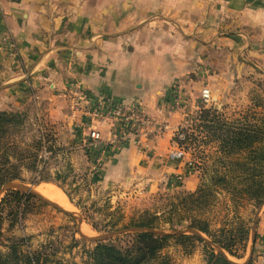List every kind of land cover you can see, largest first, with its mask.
<instances>
[{
    "label": "crops",
    "instance_id": "obj_1",
    "mask_svg": "<svg viewBox=\"0 0 264 264\" xmlns=\"http://www.w3.org/2000/svg\"><path fill=\"white\" fill-rule=\"evenodd\" d=\"M230 26L236 28L231 35ZM5 38L0 112L43 109L81 139L89 125H81L86 119L64 94L71 86L94 102L138 101L152 119L166 120L168 129L156 139H128L114 153L88 138L108 153L105 158L112 155L108 179L141 181L151 194L174 175L182 180L176 187L192 192L199 178L186 170L187 154L170 156L175 132L197 108L190 77L225 44L263 41L264 49V0H0V41ZM183 90L191 93L188 102ZM249 256L253 264H264V208L250 236Z\"/></svg>",
    "mask_w": 264,
    "mask_h": 264
},
{
    "label": "rangeland",
    "instance_id": "obj_2",
    "mask_svg": "<svg viewBox=\"0 0 264 264\" xmlns=\"http://www.w3.org/2000/svg\"><path fill=\"white\" fill-rule=\"evenodd\" d=\"M233 31L236 28L231 26L226 30L230 35ZM244 44H225L217 53L214 52L216 56L211 58L213 65L211 62L202 64L201 73L190 77V82L197 87L198 104L197 108L188 111L187 119L180 128L181 133L185 134L180 146L186 151L188 161L194 163L192 169L186 166V170H192L198 175L196 192L204 188L208 196L187 198L183 207L180 202L185 194L195 191L188 192L176 187L182 183L177 176L166 177L161 187L159 184L151 194L146 193L141 181L134 185L130 182L114 183L108 179L109 173L106 174L107 163L112 162V155L105 158L108 153L90 145L88 136H81V139L74 137L73 132L64 127L63 121L46 116L43 109L38 111L36 107L30 106L24 111H15L21 115L20 122L14 124L6 137L0 140V155L7 149L11 163L23 170L24 181L13 183L28 187L36 193L38 187L44 184L57 187L72 207V211H67L72 215L39 200L41 204L32 206V212L23 220L15 222L9 218L3 221L0 250L6 252L7 246L14 239L25 238L33 250L48 247L47 251L53 254L51 261L83 264L86 253L96 243L84 239L82 235L96 238L123 231L121 229L125 225L146 214L161 217L160 223L167 229L166 232H170L165 221L168 213L176 208L179 213L175 215L177 218L182 216L190 221L192 215H200L209 222L212 230L242 224L250 230V236L253 235L264 205L256 207L253 201L244 198L238 201L222 186L214 184L216 169L234 162L235 158H228L219 150V143L211 139L206 129L201 127L199 119V112L204 107L217 110L230 123L244 117L252 119V108L258 101H264V49H259L263 41H257L254 45L250 41L249 46ZM205 88L210 90L211 100L202 105L201 92ZM183 91L187 93L183 99H191V93ZM172 142L178 143L175 137ZM37 153L38 169L45 166L44 177L48 181L35 183L39 176L28 169L34 163L32 156ZM79 219L82 220L81 226ZM250 236L245 249L240 251L241 258L227 255L230 261L236 264L251 262ZM120 237L122 234H116L109 240L115 241ZM203 237L211 242L207 236ZM204 247L203 243L195 242L194 248L189 251L182 244L171 241L160 256L168 258L170 264H207Z\"/></svg>",
    "mask_w": 264,
    "mask_h": 264
},
{
    "label": "trees",
    "instance_id": "obj_3",
    "mask_svg": "<svg viewBox=\"0 0 264 264\" xmlns=\"http://www.w3.org/2000/svg\"><path fill=\"white\" fill-rule=\"evenodd\" d=\"M20 117V113L0 112V140L6 137L14 124L20 122ZM199 119L201 127L206 129L212 140L219 143V150L228 158H235L234 162L231 161L221 169H216L214 184L222 186L238 201L244 198L253 201L256 207L263 206L264 101H258L252 108V119L244 117L230 123L212 107H204L199 112ZM32 158L34 163L28 169L38 174L39 179L35 183L48 181L44 177L45 166L41 170L38 169V153ZM0 160V190L8 183L24 181L22 168L11 163L7 149L0 155ZM206 191L201 188L197 192L185 194L184 201L180 202L181 206L183 207L187 198L208 196ZM37 203L41 204L37 197L23 190L7 191L0 199V237L3 235L4 220L9 218L15 222L23 220ZM175 215H179L177 208L168 213L165 221L170 232H166L167 229L160 223L161 217L158 215L146 214L131 221L121 230L139 228L151 231L125 232L115 241L97 242L95 247L86 253L83 264H170L168 258L160 255L171 241L182 244L189 251L194 248L195 242L203 243L207 264H236L230 261L227 255L241 258L240 251L245 249V243L250 236V230L246 226L240 224L236 227L212 230L209 222L200 215H192L189 217L190 221H186L182 216L177 218ZM179 227L182 229H178ZM203 235L210 238L211 242ZM14 240L7 246L8 251L0 250V264H64L61 261H51L53 254L47 251L46 246L33 250L29 248L30 244L25 238Z\"/></svg>",
    "mask_w": 264,
    "mask_h": 264
},
{
    "label": "built area",
    "instance_id": "obj_4",
    "mask_svg": "<svg viewBox=\"0 0 264 264\" xmlns=\"http://www.w3.org/2000/svg\"><path fill=\"white\" fill-rule=\"evenodd\" d=\"M7 38L2 39L0 44L7 43ZM10 56L15 57V46L13 43L9 46ZM65 96L69 98L74 105V110L86 119L81 125H89L88 138L103 146L110 145L111 149H119L128 139L141 141L143 137L156 139L168 129L166 120L156 121L148 116L143 106L138 101L130 103H100L91 100L88 95L77 85L71 86L65 91ZM178 90L174 92V98L179 99ZM190 99H186L188 102ZM211 100V92L205 88L201 92L202 105ZM172 105H169V107ZM204 107V106H203ZM101 128H104L103 130ZM174 137L178 142L185 139V134L178 129ZM174 150L170 152L172 158L183 159L186 155L184 148L180 144H174ZM188 169H192L194 163L188 161Z\"/></svg>",
    "mask_w": 264,
    "mask_h": 264
},
{
    "label": "water",
    "instance_id": "obj_5",
    "mask_svg": "<svg viewBox=\"0 0 264 264\" xmlns=\"http://www.w3.org/2000/svg\"><path fill=\"white\" fill-rule=\"evenodd\" d=\"M12 189H20V190H23L31 195H34L35 197H37L40 201H42L43 203L47 204V205H50L51 207H54L58 210H63L62 208H60L58 205L50 202L49 200L45 199L43 196H41L40 194L36 193L35 191H33L32 189L28 188V187H25L23 185H18L16 183H8L6 184L1 190H0V199L2 197V195L4 193H6L7 191L9 190H12ZM64 212H66L67 214L69 215H72L71 213L63 210ZM79 224L80 226L82 225V220L79 219ZM141 231H151L149 229H139V228H133V229H130L129 231H119V232H115V233H109V234H105V235H101L99 237H96V238H87L86 236L82 235V237L88 241H92L94 243H97V242H100V241H107L109 239H111L114 235L116 234H123L125 232H141Z\"/></svg>",
    "mask_w": 264,
    "mask_h": 264
},
{
    "label": "bare ground",
    "instance_id": "obj_6",
    "mask_svg": "<svg viewBox=\"0 0 264 264\" xmlns=\"http://www.w3.org/2000/svg\"><path fill=\"white\" fill-rule=\"evenodd\" d=\"M41 196L51 200L54 204L61 207L63 210L69 211L72 207L65 201L63 194L57 189V187L51 184H44L38 187V191ZM65 198V199H64ZM72 211V209H71Z\"/></svg>",
    "mask_w": 264,
    "mask_h": 264
}]
</instances>
